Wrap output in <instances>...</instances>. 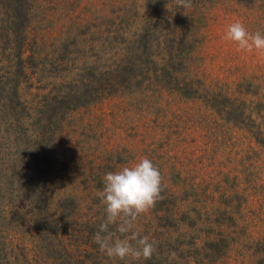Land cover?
<instances>
[{
    "label": "rangeland",
    "instance_id": "374dc122",
    "mask_svg": "<svg viewBox=\"0 0 264 264\" xmlns=\"http://www.w3.org/2000/svg\"><path fill=\"white\" fill-rule=\"evenodd\" d=\"M237 20L264 33V0H0V264H125L96 193L142 157L156 251L127 264H264V57Z\"/></svg>",
    "mask_w": 264,
    "mask_h": 264
},
{
    "label": "clouds",
    "instance_id": "9594fccd",
    "mask_svg": "<svg viewBox=\"0 0 264 264\" xmlns=\"http://www.w3.org/2000/svg\"><path fill=\"white\" fill-rule=\"evenodd\" d=\"M177 9L191 7V0H176ZM223 39L233 43L236 51L264 57V33L250 32L242 21L226 26ZM103 188L96 196L103 206L104 218L92 237L93 242L109 259L148 261L156 251V242L135 230V222L162 199L163 176L147 157L107 172ZM114 226V230L110 227Z\"/></svg>",
    "mask_w": 264,
    "mask_h": 264
}]
</instances>
